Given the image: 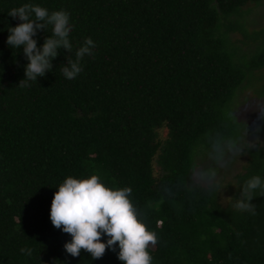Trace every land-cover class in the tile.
<instances>
[{"label": "trees", "instance_id": "1", "mask_svg": "<svg viewBox=\"0 0 264 264\" xmlns=\"http://www.w3.org/2000/svg\"><path fill=\"white\" fill-rule=\"evenodd\" d=\"M26 3L69 14L72 52L58 49L52 69L21 86L27 61L6 39L19 23L8 12ZM258 7L264 0H0V264H121L118 248L71 257V237L49 220L58 185L93 174L132 189L158 237L152 264H264V190L252 192V211L234 206L248 179L264 180V148L243 145L225 203L219 183L190 181L195 159L215 160L249 132L239 107L252 118L264 102ZM89 37L93 55L66 79L61 65ZM255 124L253 135L264 132V109Z\"/></svg>", "mask_w": 264, "mask_h": 264}, {"label": "clouds", "instance_id": "2", "mask_svg": "<svg viewBox=\"0 0 264 264\" xmlns=\"http://www.w3.org/2000/svg\"><path fill=\"white\" fill-rule=\"evenodd\" d=\"M8 16L19 21L14 27H7L6 44L11 49L23 50L27 63L24 77L19 83L26 86L28 81H36L52 69V61L59 55L58 49L72 52L69 35L72 25L66 11H49L39 5L23 4L12 8ZM34 17V18H33ZM51 25V35L45 36L43 44L37 47L33 38L38 32H45ZM96 47L93 40L85 38L83 45L75 51V60L71 56L61 65V73L66 79H75L83 71L81 60L92 56ZM264 104L257 109L244 126L252 128L261 115ZM264 190V180L252 176L242 189L243 199L234 205L241 211H252L249 201L256 189ZM130 187H107L98 175L86 179L66 177L53 193L49 210L52 226L71 237L63 247L73 258L86 252L93 260L101 259L107 250L117 252L121 264H152V256L147 250L155 246L158 237L155 231L140 219L137 209L130 199ZM107 237L106 242L104 238ZM23 251V249L21 250Z\"/></svg>", "mask_w": 264, "mask_h": 264}, {"label": "rangeland", "instance_id": "3", "mask_svg": "<svg viewBox=\"0 0 264 264\" xmlns=\"http://www.w3.org/2000/svg\"><path fill=\"white\" fill-rule=\"evenodd\" d=\"M255 14L258 16L264 17V7H258L255 9ZM255 15V16H256ZM256 16V18H257ZM263 21L260 18L256 19V25L262 24ZM246 97L252 96V93H246ZM258 104H264L262 101H258ZM244 104V102H243ZM255 107V106H254ZM256 108V107H255ZM253 109L254 115L257 113V109ZM238 114L244 120L251 118V109L248 106H241L238 109ZM246 117V118H245ZM260 126L254 124L252 128H246L247 131L243 132V137L241 140L233 141L231 143H226L221 147H223L219 152L220 154L216 157L215 160H210L209 157L199 156L195 159V168L192 172L191 183L198 184L201 186H207L212 183H219L222 186V203L227 201V190L232 184V179L234 175L240 173L245 163V157L241 155L242 147L245 143L255 144L258 143L264 148V132L252 134L251 131H257ZM251 132V133H250ZM240 137V138H241ZM219 145V146H220ZM217 146V145H216ZM215 146V147H216Z\"/></svg>", "mask_w": 264, "mask_h": 264}]
</instances>
